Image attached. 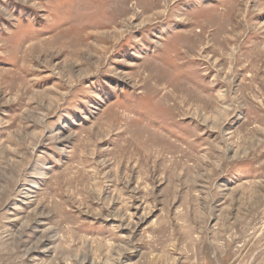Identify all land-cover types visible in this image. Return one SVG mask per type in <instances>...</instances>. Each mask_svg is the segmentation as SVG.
Wrapping results in <instances>:
<instances>
[{"label":"rangeland","instance_id":"374dc122","mask_svg":"<svg viewBox=\"0 0 264 264\" xmlns=\"http://www.w3.org/2000/svg\"><path fill=\"white\" fill-rule=\"evenodd\" d=\"M0 264H264V0H0Z\"/></svg>","mask_w":264,"mask_h":264}]
</instances>
